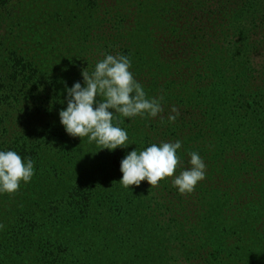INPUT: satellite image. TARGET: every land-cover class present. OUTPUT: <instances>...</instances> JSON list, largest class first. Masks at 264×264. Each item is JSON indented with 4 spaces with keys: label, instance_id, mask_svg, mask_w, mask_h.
I'll use <instances>...</instances> for the list:
<instances>
[{
    "label": "trees",
    "instance_id": "1",
    "mask_svg": "<svg viewBox=\"0 0 264 264\" xmlns=\"http://www.w3.org/2000/svg\"><path fill=\"white\" fill-rule=\"evenodd\" d=\"M77 2L83 10L87 9L83 14L82 33L85 42H92L83 47L86 58L98 57L100 61L107 54L132 56L138 43L157 41L159 46L152 43L150 47L162 48L159 60L150 65L142 59H131L130 70L149 98L164 97L161 114L164 119L135 116L128 121L117 114L127 129L130 145L117 147L107 156L110 171L103 168V163L98 166L89 162L87 175L75 168L70 176L63 178L60 190L45 191L41 185L35 187L39 184L37 178L34 183L30 181L29 186L23 185L12 200L9 223L14 228L21 222L32 221L24 227V233L32 230L36 235L33 239L24 237L21 241L25 244L24 250H10L15 254L11 258L6 256L2 263H64L66 237L41 231L46 227L59 231L63 218L75 210H87L98 216L104 209V200L121 207L131 206L135 210L136 225L144 215L145 220L150 221L148 225L154 227L161 211L163 215L169 213L178 218L181 217L179 212L188 215L190 222L180 223L179 229H189L185 231L189 236L198 235L190 247L199 258L186 257L179 264H205L206 261L209 264H264V60L256 64L255 59L264 56V0H137L136 11L149 14V19L137 26L146 31L144 38H137L138 32L129 27L100 26L101 30H96L89 19L93 16L92 9L102 7L100 0ZM5 4L6 0H0V5ZM61 9L77 16L69 4ZM85 26L91 31L85 29L84 32ZM167 31H170L168 41L160 44L162 33ZM164 47L174 53H166ZM29 58L20 55L18 50L0 56V151L14 150L25 162L29 157L38 160L47 150L43 146V142H47L43 125L48 118L37 110L45 108L49 113L47 107L51 106L53 98L47 92L44 71ZM173 106L179 109L180 115L170 123L167 117L175 115L171 111ZM16 107L28 109L31 117L18 116L23 119L21 131L13 128L12 118L8 119L3 113L5 108ZM33 135L35 138L31 139ZM177 140L182 142L178 150L181 165L175 175L191 167L189 153L192 151L198 152L206 163V178L198 184L202 194H206L207 204L200 202L193 216L191 202L173 186L171 177L161 180L157 187H151L147 180L139 187L129 188L119 182L123 176L121 161L129 152L142 151L153 143ZM213 171L219 180L211 176ZM242 182L243 188L238 187L235 192L234 188ZM223 185L234 192L227 193ZM160 194L163 197L158 201ZM163 198L166 202H162ZM214 208L221 222L238 220L240 226L230 225L232 228L226 237H214L215 231L211 229L208 235L207 227L212 223L210 213L214 215ZM40 212L51 213L41 224L42 230L35 221L40 218ZM199 214L206 222H201ZM128 231L135 232V229ZM100 232L114 237L111 230L101 228ZM126 255L129 257L117 261L136 264L132 261L134 254ZM218 259L221 261L216 262ZM150 260V264L159 262L154 251ZM117 263L116 260L95 259L88 264Z\"/></svg>",
    "mask_w": 264,
    "mask_h": 264
},
{
    "label": "rangeland",
    "instance_id": "2",
    "mask_svg": "<svg viewBox=\"0 0 264 264\" xmlns=\"http://www.w3.org/2000/svg\"><path fill=\"white\" fill-rule=\"evenodd\" d=\"M75 1L6 0V6L0 5V56H8L12 50H18L20 55L30 57L44 71L48 82L46 84L47 92L50 97H53L51 98V106L47 107L49 113L45 108L37 110L38 113L42 111V114L47 115L48 118L43 125V136L47 141L43 142V146L47 147V150L39 155L38 160H34L35 175L31 179V182L34 183L33 180L36 181L37 178L39 184L35 187L41 185L45 191L62 189L63 178L70 176V172L75 168L81 174L87 175L89 162H94L98 166L103 163V168L110 171V162L107 156L111 155L113 150L104 149L110 151L106 153L101 151L94 141L89 142L87 137L82 139L70 136L60 122V111L67 108V88L72 87L77 81L84 86L83 70L86 69L91 74L99 61L98 57H95L94 60V58L89 59L85 56L83 47L86 43L90 45L92 42L90 39H88L89 42H85L82 33L83 16L87 9L83 10L82 5L79 2L76 4ZM100 2L102 7L98 10L94 9L95 11L92 9L93 16L89 19L96 30H101L100 26H105V28H107L106 26L109 28L122 27L123 29L129 27L138 32L137 38L146 37V31L140 30L137 26L145 23L146 18L149 19V14L146 11L141 13L136 11L138 9L137 0H100ZM66 4L75 10L77 16L68 15L66 11H62L61 8ZM85 29L91 31L88 26L84 27V32ZM169 32L162 33L164 37L161 36L160 44H165L168 41L167 33ZM143 43H138L137 48L132 50V56H128L131 59L145 60L150 65L155 64L159 60L158 54L162 48L150 47L152 43L159 46L157 41L153 39H150L146 44ZM140 44L142 45L140 46ZM165 51L166 53H174L169 48H165ZM255 59L256 64H258L264 60V56H256ZM97 99L99 100L100 97ZM3 113L8 119L12 118L10 123L12 122L13 128L17 131L23 130V119H18V116L31 118L28 109L21 107L10 110L5 108ZM130 119L127 118L128 121ZM120 127L124 129L123 124H120ZM30 138L35 137L33 135ZM89 176L92 175L89 174ZM211 176L219 180L216 172L213 171ZM224 181L226 182L225 176ZM29 183H22L20 189L23 185L29 186ZM244 185L242 182L234 188V191L236 192L238 187L242 189ZM223 188L227 193L234 192L231 188H226V185H223ZM20 189L15 194H18ZM15 194L0 193V223L9 225L0 231V264H3L2 261L4 262L6 256L11 258L15 254L12 251L24 250L22 246L25 244L21 242L24 237H32L31 239H33L36 235L32 230L28 231L26 235L24 233V227L32 221H27L29 224L25 221L21 222L14 228L10 226L9 213ZM204 195L199 184L196 185L192 193L182 195L186 201L191 202L192 216L200 202L207 204ZM162 197L160 194L158 201L162 200ZM201 197H203V201H201ZM162 202H166V200L163 198ZM102 205L104 209L100 207L102 210L98 216L88 213L87 210L72 211L71 214H68V220H66L68 217L63 218V225L59 227V231H57L58 228L54 230L52 227H46L42 230L41 224L45 221V217L51 213L47 212L43 215L40 212V218L35 219L42 233L45 234L49 231L54 233L53 236L56 234L63 239L66 237L64 244L67 250L64 253L65 257H63L65 264H88L95 259L97 261L116 260L117 264H121L123 258L129 257L126 254H134L135 259L132 261L135 260L136 264H150L152 251L159 258V262L156 264H179V262L187 259L186 257L191 260L199 258L190 247L191 243L195 244L198 235L191 234L189 236L188 233H185L189 229H179L180 223L190 222L188 215L179 212L181 217L178 218L170 216L169 213L163 215V211H161L158 212L157 224L152 227L148 225L147 222L150 221H146L144 215L139 218L140 221L136 225L135 210L131 209V206L128 208L121 207L114 202L109 203V201L104 202V200ZM212 212L215 216L210 213L212 223L207 227L209 229L208 235H211V229L215 231L214 237L219 238V235L226 237L229 235L228 230L232 228L230 225L240 226L241 224L238 220L221 222L217 208H214ZM175 214L178 213L175 212ZM199 216L201 215L199 214ZM201 222H206V219L202 218ZM196 224L197 226L200 225ZM101 228L114 232V237L102 234ZM130 229H135V232L128 231ZM17 232H19V236L15 238ZM87 256L94 259H87ZM220 261L221 259H218L216 262ZM64 263L59 262V264ZM186 263L184 262V264ZM205 264H209V262L206 261Z\"/></svg>",
    "mask_w": 264,
    "mask_h": 264
},
{
    "label": "clouds",
    "instance_id": "3",
    "mask_svg": "<svg viewBox=\"0 0 264 264\" xmlns=\"http://www.w3.org/2000/svg\"><path fill=\"white\" fill-rule=\"evenodd\" d=\"M131 67L129 56L107 54L96 63L91 74L83 70L84 86L77 81L67 88V108L61 109L59 116L70 136L87 137L100 149L115 150L130 145L128 133L120 127L122 121L117 114L125 118L160 116L163 121L164 97L149 98ZM171 111L175 115L170 114L167 119L174 123L180 112L175 106ZM181 147L182 142L177 140L153 143L142 151L132 150L121 161L123 176L119 182L129 188L139 187L147 180L151 187H157L161 180L171 177L180 194L192 193L198 182L206 178V163L198 152L192 151L189 153L191 167L175 175L181 165L178 155ZM34 175V161L30 157L25 162L14 150L0 151V193L15 194L21 184L30 182ZM4 227L0 223V230Z\"/></svg>",
    "mask_w": 264,
    "mask_h": 264
}]
</instances>
